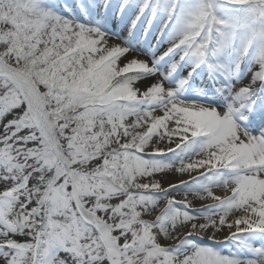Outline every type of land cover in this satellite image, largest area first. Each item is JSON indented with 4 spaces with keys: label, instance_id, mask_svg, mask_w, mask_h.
I'll return each instance as SVG.
<instances>
[{
    "label": "snow or ice",
    "instance_id": "6c2138e0",
    "mask_svg": "<svg viewBox=\"0 0 264 264\" xmlns=\"http://www.w3.org/2000/svg\"><path fill=\"white\" fill-rule=\"evenodd\" d=\"M0 264H264V0H0Z\"/></svg>",
    "mask_w": 264,
    "mask_h": 264
}]
</instances>
